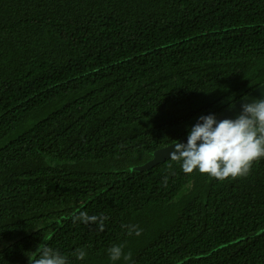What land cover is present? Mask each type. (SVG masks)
Masks as SVG:
<instances>
[{"label": "trees", "instance_id": "16d2710c", "mask_svg": "<svg viewBox=\"0 0 264 264\" xmlns=\"http://www.w3.org/2000/svg\"><path fill=\"white\" fill-rule=\"evenodd\" d=\"M262 84L264 0H0V264L43 242L69 264H112L113 244L133 264H264V160L223 183L140 166Z\"/></svg>", "mask_w": 264, "mask_h": 264}, {"label": "clouds", "instance_id": "9594fccd", "mask_svg": "<svg viewBox=\"0 0 264 264\" xmlns=\"http://www.w3.org/2000/svg\"><path fill=\"white\" fill-rule=\"evenodd\" d=\"M170 161L182 169L186 175H206L208 180L220 183L247 178L253 167L264 160V98L244 102L240 105L239 114L233 118L217 120L214 114L202 115L191 127L186 143L176 142L171 145ZM172 163L168 165L171 170ZM175 175V172H171ZM168 177L162 185L167 187ZM70 219L73 224H96L98 230H105L109 219L103 213L90 215L82 209L75 210ZM127 235L139 237L143 233L136 224H122ZM124 244H113L108 248L112 264L123 260L124 264H133L132 253H125ZM29 264H69L68 257L58 249L41 243ZM77 260L83 261L88 253L85 248H78L73 253Z\"/></svg>", "mask_w": 264, "mask_h": 264}, {"label": "water", "instance_id": "95a60500", "mask_svg": "<svg viewBox=\"0 0 264 264\" xmlns=\"http://www.w3.org/2000/svg\"><path fill=\"white\" fill-rule=\"evenodd\" d=\"M245 97L247 98L248 101L264 98V84L259 86L256 90H254L253 92L249 93ZM244 98L241 99L240 101H238L237 103H235L234 105H232L231 107H229V108L225 109L224 111H222L220 114H218L216 116V119L217 120H221V119H224V118H233L234 119L240 112V105H241L242 102H244ZM187 137L188 136L178 140L177 142L186 143L187 142ZM171 145L172 144H170V145H168V146H166L164 148H161L159 150H156L154 152V154H153L154 155L153 160L151 159L143 167V169L145 170V169L150 168V167H146L149 164H151L152 166H155V165H159V164L169 160L170 159V153L173 151V147H171Z\"/></svg>", "mask_w": 264, "mask_h": 264}, {"label": "rangeland", "instance_id": "374dc122", "mask_svg": "<svg viewBox=\"0 0 264 264\" xmlns=\"http://www.w3.org/2000/svg\"><path fill=\"white\" fill-rule=\"evenodd\" d=\"M153 154H154V152H153ZM152 154V157H151V159L153 160V158H154V155ZM150 159V160H151ZM149 160V161H150ZM148 160H145L140 166H141V168H143L148 162H147ZM152 165L151 164H149V165H147L146 167H151ZM146 170V169H145Z\"/></svg>", "mask_w": 264, "mask_h": 264}]
</instances>
